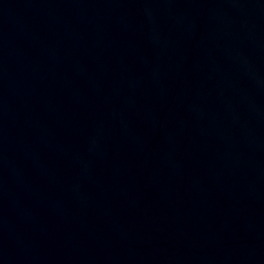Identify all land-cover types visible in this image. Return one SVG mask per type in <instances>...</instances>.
I'll return each mask as SVG.
<instances>
[{"label": "water", "instance_id": "obj_1", "mask_svg": "<svg viewBox=\"0 0 264 264\" xmlns=\"http://www.w3.org/2000/svg\"><path fill=\"white\" fill-rule=\"evenodd\" d=\"M0 264H264V0H0Z\"/></svg>", "mask_w": 264, "mask_h": 264}]
</instances>
